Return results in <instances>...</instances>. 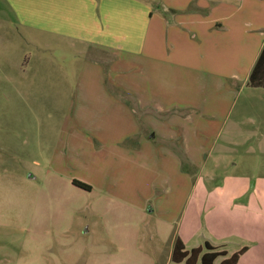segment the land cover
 <instances>
[{
  "label": "crops",
  "instance_id": "obj_1",
  "mask_svg": "<svg viewBox=\"0 0 264 264\" xmlns=\"http://www.w3.org/2000/svg\"><path fill=\"white\" fill-rule=\"evenodd\" d=\"M2 1L49 40L38 45L81 60L49 171L129 221L176 224L200 172L225 157L215 146L264 48V0Z\"/></svg>",
  "mask_w": 264,
  "mask_h": 264
},
{
  "label": "rangeland",
  "instance_id": "obj_2",
  "mask_svg": "<svg viewBox=\"0 0 264 264\" xmlns=\"http://www.w3.org/2000/svg\"><path fill=\"white\" fill-rule=\"evenodd\" d=\"M4 5L0 0V264H174L177 233L188 250L204 247L205 238L230 255L247 247L239 264H264V88L233 96L215 146L225 157L200 172L176 224L160 230L154 218L129 221L126 208L67 190L49 171L81 60L62 43L38 45Z\"/></svg>",
  "mask_w": 264,
  "mask_h": 264
},
{
  "label": "trees",
  "instance_id": "obj_3",
  "mask_svg": "<svg viewBox=\"0 0 264 264\" xmlns=\"http://www.w3.org/2000/svg\"><path fill=\"white\" fill-rule=\"evenodd\" d=\"M249 86L253 88H264V48L255 64L249 79ZM75 187L87 192L92 188L80 181H73ZM248 251L247 247L229 256L226 250L219 249L209 242L204 247L187 250L183 241L177 237L172 251V262L174 264H215L219 258H223L220 264H239L241 257Z\"/></svg>",
  "mask_w": 264,
  "mask_h": 264
}]
</instances>
